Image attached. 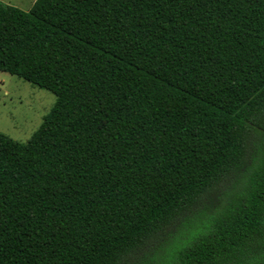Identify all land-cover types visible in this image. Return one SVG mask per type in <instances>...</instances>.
I'll return each mask as SVG.
<instances>
[{"label":"trees","instance_id":"1","mask_svg":"<svg viewBox=\"0 0 264 264\" xmlns=\"http://www.w3.org/2000/svg\"><path fill=\"white\" fill-rule=\"evenodd\" d=\"M0 70V264H264V0L0 1Z\"/></svg>","mask_w":264,"mask_h":264},{"label":"rangeland","instance_id":"2","mask_svg":"<svg viewBox=\"0 0 264 264\" xmlns=\"http://www.w3.org/2000/svg\"><path fill=\"white\" fill-rule=\"evenodd\" d=\"M1 1L25 11L34 2V0ZM54 102L55 95L51 91L0 70V132L17 141L26 142ZM228 187L229 185H226L224 189ZM222 193L223 190H217L204 200L202 207L207 215L219 206L223 199Z\"/></svg>","mask_w":264,"mask_h":264},{"label":"crops","instance_id":"3","mask_svg":"<svg viewBox=\"0 0 264 264\" xmlns=\"http://www.w3.org/2000/svg\"><path fill=\"white\" fill-rule=\"evenodd\" d=\"M1 1V0H0ZM35 1V0H34ZM33 3V2H32Z\"/></svg>","mask_w":264,"mask_h":264}]
</instances>
